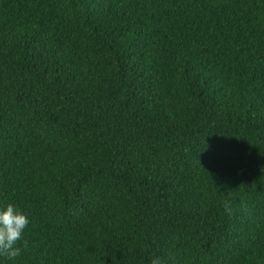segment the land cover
Wrapping results in <instances>:
<instances>
[{
  "label": "trees",
  "instance_id": "trees-1",
  "mask_svg": "<svg viewBox=\"0 0 264 264\" xmlns=\"http://www.w3.org/2000/svg\"><path fill=\"white\" fill-rule=\"evenodd\" d=\"M8 204L0 264H264V0H0Z\"/></svg>",
  "mask_w": 264,
  "mask_h": 264
},
{
  "label": "clouds",
  "instance_id": "clouds-1",
  "mask_svg": "<svg viewBox=\"0 0 264 264\" xmlns=\"http://www.w3.org/2000/svg\"><path fill=\"white\" fill-rule=\"evenodd\" d=\"M28 225V217L13 204L0 209V255L15 259L21 254L17 243L23 239L24 230ZM24 247H27V241H24ZM152 264H161V261L156 257Z\"/></svg>",
  "mask_w": 264,
  "mask_h": 264
}]
</instances>
